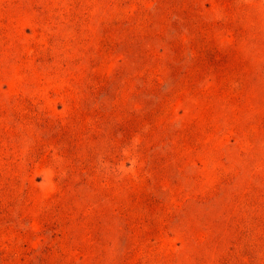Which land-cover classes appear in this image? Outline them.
I'll use <instances>...</instances> for the list:
<instances>
[{"label":"rangeland","instance_id":"rangeland-1","mask_svg":"<svg viewBox=\"0 0 264 264\" xmlns=\"http://www.w3.org/2000/svg\"><path fill=\"white\" fill-rule=\"evenodd\" d=\"M0 264H264V0H0Z\"/></svg>","mask_w":264,"mask_h":264}]
</instances>
